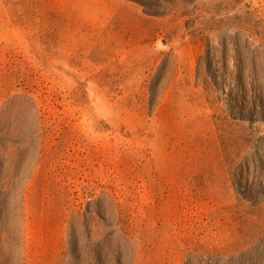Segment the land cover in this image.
Instances as JSON below:
<instances>
[{
  "label": "rangeland",
  "instance_id": "374dc122",
  "mask_svg": "<svg viewBox=\"0 0 264 264\" xmlns=\"http://www.w3.org/2000/svg\"><path fill=\"white\" fill-rule=\"evenodd\" d=\"M244 74L264 0H0V264H264Z\"/></svg>",
  "mask_w": 264,
  "mask_h": 264
},
{
  "label": "trees",
  "instance_id": "16d2710c",
  "mask_svg": "<svg viewBox=\"0 0 264 264\" xmlns=\"http://www.w3.org/2000/svg\"><path fill=\"white\" fill-rule=\"evenodd\" d=\"M136 2V0H133ZM253 75H243L241 77H236L235 82L237 85V93L231 95V101L235 104L236 109L239 110L241 118L238 120L247 121L250 118V121L253 123L264 122V107L260 112H255L253 114V106L258 100H262V96L257 94L258 89L256 88L257 84L252 82ZM234 91V90H233ZM264 105V103H263Z\"/></svg>",
  "mask_w": 264,
  "mask_h": 264
}]
</instances>
